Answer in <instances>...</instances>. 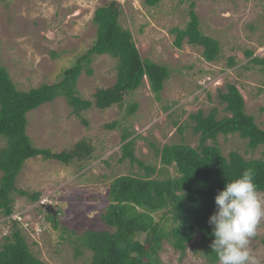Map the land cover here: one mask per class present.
Segmentation results:
<instances>
[{
	"label": "rangeland",
	"instance_id": "rangeland-1",
	"mask_svg": "<svg viewBox=\"0 0 264 264\" xmlns=\"http://www.w3.org/2000/svg\"><path fill=\"white\" fill-rule=\"evenodd\" d=\"M112 2L120 8V24L132 33L142 58L170 69L162 101L156 100L145 79L144 86L127 95L122 106L106 111L92 108L77 117L66 99L58 98L29 113L27 134L36 148L62 153L85 143L93 154L70 165L41 156L28 160L12 195L13 216L6 218L0 211V249L12 220L24 230L36 257L47 264H90L91 252L82 249L77 254L70 240L88 231L110 230L102 220L109 205L110 184L120 176L145 174L138 163L121 162L125 129L134 132L136 157L160 169L155 147L185 143L197 148L199 136L193 132L189 115L199 111L208 115L217 109L219 119L229 117L218 95L235 85L245 99L247 114L264 130V68L252 63L257 57L264 58V0H159L156 6L146 0H0V67L8 70L19 91L59 83L64 72L93 46L96 10ZM192 3L203 34L220 43L217 63L206 62L203 49L187 41L181 49L175 46L171 30L186 28ZM231 60L235 61L233 67ZM116 65L109 56L96 57L92 76L84 72L79 78V95L94 101L98 90L113 87ZM134 103L139 108L128 115L127 109ZM176 119L178 126L185 127L183 131L173 125ZM112 124H117L114 129L107 128ZM217 144L225 157L238 152L246 160L264 158V147L252 151L248 141L238 135L220 136ZM5 147L7 141L0 139V150ZM162 171L161 178L177 176L175 166ZM18 191L41 197L34 203ZM52 213L56 222L47 219ZM156 218L171 227L163 215ZM263 239L264 221L249 245L258 264H264ZM198 244L196 237L181 256L164 243L162 263L210 264L197 253Z\"/></svg>",
	"mask_w": 264,
	"mask_h": 264
},
{
	"label": "trees",
	"instance_id": "trees-1",
	"mask_svg": "<svg viewBox=\"0 0 264 264\" xmlns=\"http://www.w3.org/2000/svg\"><path fill=\"white\" fill-rule=\"evenodd\" d=\"M146 2L156 6L159 0ZM194 8L192 3L191 21L186 28L171 30V34L176 36L175 46L181 49L187 41L189 45L203 49L206 62L217 63L222 51L220 43L203 34ZM120 13L115 2L96 10L93 22L97 27V36L93 46L64 72L57 84H45L28 92L19 91L8 70L0 67V139L7 141V147L0 150V211L4 217L10 219L14 214L12 195L17 192V179L28 160L41 156L70 165L93 154V149L85 143L78 144L71 152L62 153L36 148L27 134L29 113L58 98H65L77 117L92 108L106 111L122 106L127 95H133L144 86L145 79H148L156 100L162 101L166 82L171 77L170 69L142 58L132 33L120 24ZM249 55L253 56V53ZM100 56H109L116 61L115 84L109 89L98 90L94 101L85 100L78 92L79 78L84 72L92 76L91 65ZM252 63L264 68V58L257 57ZM230 66H235L234 60H231ZM218 97L230 116L219 119L217 109L208 115L202 111L189 115L193 132L199 136V146L193 148L182 143L166 144L161 149L155 147L162 166L160 169L147 166L136 157L134 132L123 131L121 162L129 160L133 164L138 163L145 174L120 176L110 184L109 205L102 216L110 230L88 231L77 236L76 240H70L77 254L82 249L91 252L90 264H163L161 253L164 243L184 256L189 244L199 237L197 253L210 264H217L216 255L210 248L214 237L210 234L208 220L215 211L218 191L223 190L227 180L241 176L250 168L255 173L257 190L264 194V158L246 160L238 152L225 157L217 144L220 136L238 135L248 141L250 150L256 151L264 147V130L255 117L247 114L245 99L235 85L227 86L226 92L220 91ZM138 108L137 103L129 105L128 115L135 114ZM178 124V119L173 121V125L183 131L185 127ZM116 125L107 128L114 129ZM150 146L154 148V145ZM174 166L176 177L161 178L164 175L162 169ZM18 194L34 203L41 197V194L24 191H18ZM158 215H163L162 219L171 223V227L167 228L162 220H157ZM47 219L56 222L53 214ZM10 225L9 235L1 245L0 264H47L33 253L19 223L11 220ZM63 233L67 235L68 231L65 229ZM143 236L145 239L141 241ZM262 245L264 247V239Z\"/></svg>",
	"mask_w": 264,
	"mask_h": 264
},
{
	"label": "clouds",
	"instance_id": "clouds-1",
	"mask_svg": "<svg viewBox=\"0 0 264 264\" xmlns=\"http://www.w3.org/2000/svg\"><path fill=\"white\" fill-rule=\"evenodd\" d=\"M254 170L227 180L215 196V211L210 215V244L217 264H258L249 247L264 221V194L257 190Z\"/></svg>",
	"mask_w": 264,
	"mask_h": 264
},
{
	"label": "water",
	"instance_id": "water-1",
	"mask_svg": "<svg viewBox=\"0 0 264 264\" xmlns=\"http://www.w3.org/2000/svg\"><path fill=\"white\" fill-rule=\"evenodd\" d=\"M54 215V213H52Z\"/></svg>",
	"mask_w": 264,
	"mask_h": 264
}]
</instances>
